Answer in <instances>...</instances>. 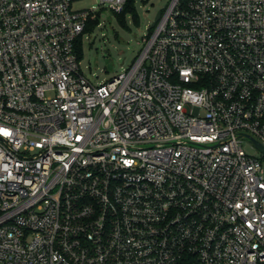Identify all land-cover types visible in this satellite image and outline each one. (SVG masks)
<instances>
[{"label": "built area", "instance_id": "built-area-1", "mask_svg": "<svg viewBox=\"0 0 264 264\" xmlns=\"http://www.w3.org/2000/svg\"><path fill=\"white\" fill-rule=\"evenodd\" d=\"M76 1L0 0V264H264V0H172L99 84Z\"/></svg>", "mask_w": 264, "mask_h": 264}, {"label": "rangeland", "instance_id": "rangeland-1", "mask_svg": "<svg viewBox=\"0 0 264 264\" xmlns=\"http://www.w3.org/2000/svg\"><path fill=\"white\" fill-rule=\"evenodd\" d=\"M172 0H135L137 17L127 12L124 18L101 4L100 0H77L74 7H97L101 24L83 37L82 73L94 84L105 83L130 68L143 48V38L149 33L157 13ZM247 151L259 156L261 151L245 145Z\"/></svg>", "mask_w": 264, "mask_h": 264}, {"label": "trees", "instance_id": "trees-1", "mask_svg": "<svg viewBox=\"0 0 264 264\" xmlns=\"http://www.w3.org/2000/svg\"><path fill=\"white\" fill-rule=\"evenodd\" d=\"M129 11L133 13L134 17H137V13L135 10V0H127L124 11L122 13H117V15H119L121 18H124L125 14ZM99 24H101L100 14L96 13L95 17H89L83 33L78 37L75 48L80 61L82 60L84 55V50H83L84 34L93 31L95 27L98 26ZM152 30L153 27L151 26L150 31Z\"/></svg>", "mask_w": 264, "mask_h": 264}, {"label": "water", "instance_id": "water-1", "mask_svg": "<svg viewBox=\"0 0 264 264\" xmlns=\"http://www.w3.org/2000/svg\"><path fill=\"white\" fill-rule=\"evenodd\" d=\"M161 13H162V11H159V12L157 13V16H156L155 20H154L153 23L151 24L152 27H155V25L157 24L158 20H159L160 17H161ZM256 144H257L259 150L264 154V147H263L259 142H256Z\"/></svg>", "mask_w": 264, "mask_h": 264}]
</instances>
